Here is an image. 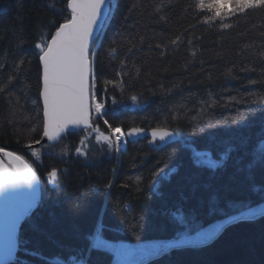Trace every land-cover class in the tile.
<instances>
[{
    "label": "trees",
    "instance_id": "16d2710c",
    "mask_svg": "<svg viewBox=\"0 0 264 264\" xmlns=\"http://www.w3.org/2000/svg\"><path fill=\"white\" fill-rule=\"evenodd\" d=\"M196 5L116 0L92 51L95 95L107 101L102 117L91 132L27 150L44 124L35 45L71 16L68 0H0V144L23 157L42 186L12 264H68L88 252L90 264H114L104 250H90L100 218V235L125 244L197 235L224 221L208 245L147 264H264V213L249 215L264 202V8L235 5L215 16ZM104 120L148 135L109 149L96 139L97 128L109 134ZM154 128L173 135L156 144ZM191 147L220 164L199 163Z\"/></svg>",
    "mask_w": 264,
    "mask_h": 264
},
{
    "label": "snow or ice",
    "instance_id": "6c2138e0",
    "mask_svg": "<svg viewBox=\"0 0 264 264\" xmlns=\"http://www.w3.org/2000/svg\"><path fill=\"white\" fill-rule=\"evenodd\" d=\"M233 2L241 10L264 8V0H207V3L206 0H197L196 6L206 14L221 16L223 10ZM108 4L109 0H70L68 7L71 8V19L59 26L50 43L42 41L35 45L38 49V60L43 66V117L46 121L43 124V135L45 137L57 139L69 125L95 127L89 124L91 94L89 77H92L93 83L95 80L94 62L89 59V44L99 27L98 22L102 21L103 9ZM223 26L228 27L227 24ZM100 30L103 31L102 27ZM23 62L21 60V63ZM251 83L255 84L256 81ZM132 99L136 100V97L133 96ZM103 108V104H95L96 113H101ZM103 123L107 125L109 134L106 135L97 128L96 139L103 137L109 149L115 148L119 151L121 147L127 145L129 137L148 135L142 128L132 127L125 132L119 126L112 127L107 120ZM172 135L173 133L167 129L154 128L151 130V142H155L157 138L164 141ZM3 151L4 149L0 148V152ZM76 151L77 155H86L81 153L80 149ZM8 155L14 154L8 153ZM225 155L227 156L228 153ZM16 159L20 158L16 157ZM2 169L3 165L0 164V191L23 183L31 185L35 177V173L30 168L28 175L19 170L5 174ZM51 175L56 176L57 173L53 171ZM108 187H111V184ZM205 239L211 237L207 236Z\"/></svg>",
    "mask_w": 264,
    "mask_h": 264
},
{
    "label": "water",
    "instance_id": "95a60500",
    "mask_svg": "<svg viewBox=\"0 0 264 264\" xmlns=\"http://www.w3.org/2000/svg\"><path fill=\"white\" fill-rule=\"evenodd\" d=\"M70 0L68 1V4ZM115 0H109V4L103 9L102 21L98 22L99 27L94 32L93 41L89 44V59L92 61V49L96 41L103 35L108 22L112 15V9ZM68 11L72 16L71 8L68 7ZM71 19V18H70ZM103 31L101 32L100 28ZM55 33L53 34V36ZM98 37V39H97ZM51 42V39L49 43ZM41 65V104L43 109V66ZM89 84L91 87V94L89 99L90 104V120L91 125L92 118V77H89ZM44 118V117H43ZM44 118V123H45ZM89 126L80 125L74 126L69 125L64 132L59 134L57 139H50L48 137L42 136L41 140L36 144H30L25 147V149H38L44 145L55 146L57 145L63 137L67 134L79 133L87 130ZM0 148L4 151L0 152V164L3 165V172L14 173L17 170L28 175V169L30 168L32 172L35 173V177L31 185L27 183L19 184L14 187H6L3 191H0V264H12L16 261L18 250H19V236L20 229L26 218L32 215L40 205L42 197L41 180L35 170L17 153L8 150L5 146L0 144ZM8 153H13L14 155L9 156ZM19 157L20 159H16ZM27 166V167H26ZM222 231V230H221ZM220 233V232H219ZM105 246H109V241H104ZM112 245V244H111ZM106 249V248H105ZM112 251V249H110ZM114 251V249H113ZM112 251V252H113Z\"/></svg>",
    "mask_w": 264,
    "mask_h": 264
},
{
    "label": "rangeland",
    "instance_id": "374dc122",
    "mask_svg": "<svg viewBox=\"0 0 264 264\" xmlns=\"http://www.w3.org/2000/svg\"><path fill=\"white\" fill-rule=\"evenodd\" d=\"M207 2V1H206ZM235 3H231L228 5L227 8H225L224 10L227 13L233 12V9L235 7ZM235 11V9H234ZM224 14V13H223ZM94 89V86H93ZM92 89V94L94 96L95 91ZM100 103V102H97ZM93 106V110H92V118H91V125H93V121L96 119H99L102 117L101 113H96L95 112V104ZM107 101L105 100L104 103H100V104H106ZM104 109H105V105H104ZM87 132H91L93 131V127H89L87 130ZM114 139V137H113ZM171 137L166 138L163 142H161L158 138L155 141V143H159V144H165L166 141L170 140ZM62 141V140H61ZM61 141L55 145L58 146ZM125 148V146L121 147L119 151H122ZM39 149V148H38ZM60 149H57V152ZM195 155L196 157L200 155V153L198 151H195ZM198 161L200 163H204L208 166L211 167H216L217 165L220 164V162L217 163H213L210 159H201L198 158ZM264 211V202L254 206L250 211H249V215L252 214H259L261 212ZM224 221L220 220V221H216L213 222L209 225H207L202 231L201 233L197 234V235H181L178 238V242H182L185 243V239L187 240L186 242L189 243H193V244H202V243H207L209 242L212 238H214V236L221 230V228L224 226ZM210 236L211 239H205V237ZM100 240H95V242H98ZM168 246H172V244L166 243V241L164 240H157V241H148L145 243H139V244H119L117 246V249L113 252L114 257H115V261L114 264H140L142 263L144 260L146 261L149 257H156L158 255H160L159 253L162 252L165 248H167Z\"/></svg>",
    "mask_w": 264,
    "mask_h": 264
},
{
    "label": "bare ground",
    "instance_id": "6f19581e",
    "mask_svg": "<svg viewBox=\"0 0 264 264\" xmlns=\"http://www.w3.org/2000/svg\"><path fill=\"white\" fill-rule=\"evenodd\" d=\"M40 100H41V92H40ZM105 101V100H104ZM41 102V101H40ZM99 102L98 99H97V96L95 95V103ZM42 106V104H41ZM43 121H44V118H43ZM44 146H49V145H44ZM43 147V146H42ZM51 147H55V146H51ZM192 151H193V154L195 156V158L197 159L198 158H203V159H209L208 155V151L207 150H200V149H197V148H194V147H191ZM195 151H198L200 153L199 156L196 157L195 155ZM62 155H67L65 152L61 153ZM198 161V159H197ZM212 161V160H211ZM199 162V161H198ZM213 163H217L216 161H212ZM200 163V162H199ZM204 164V163H203ZM264 213L261 212V214ZM101 223V218H100V222L97 224L96 226V230L91 238V246H90V250L92 248H98V249H101V250H104L105 252H107L109 255H111V257H114V254L113 252L117 249V246L119 244H125V242H122V241H112V240H108L104 237H102L100 235V232H101V229H102V225L100 224ZM181 235H184V234H179L177 237L175 238H172L170 240H164L166 241V243H169V244H172V246H168L167 248H165L162 252H160L158 256L156 257H149L143 264H147L157 258H159L160 256H162L163 254H166L167 252H170L172 250H175V249H181V248H191V249H196V248H202L206 245H208L209 243H211L213 239H211L209 242L207 243H202V244H193V243H189V242H186L187 240L185 239V243H182V242H178V238L181 236ZM95 240H100L98 242H95ZM104 241H109V246H105V242ZM154 241H157V240H154ZM147 242V241H146ZM142 243H145V242H142ZM112 244V245H111ZM106 248V249H105ZM110 249H114V251L112 252ZM88 257H89V252L86 254V256H78V255H75V256H72L70 258V261L68 262V264H73V262H76L74 264H90L89 260H88Z\"/></svg>",
    "mask_w": 264,
    "mask_h": 264
},
{
    "label": "built area",
    "instance_id": "2783aa9c",
    "mask_svg": "<svg viewBox=\"0 0 264 264\" xmlns=\"http://www.w3.org/2000/svg\"><path fill=\"white\" fill-rule=\"evenodd\" d=\"M76 262H77V261H76ZM76 262H73V264L76 263ZM78 264H79V263H78Z\"/></svg>",
    "mask_w": 264,
    "mask_h": 264
}]
</instances>
